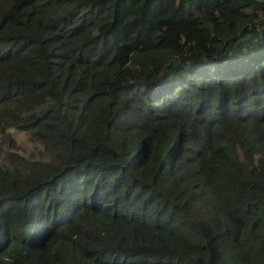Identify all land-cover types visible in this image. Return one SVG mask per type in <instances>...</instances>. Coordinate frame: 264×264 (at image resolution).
I'll return each instance as SVG.
<instances>
[{
  "label": "trees",
  "instance_id": "trees-1",
  "mask_svg": "<svg viewBox=\"0 0 264 264\" xmlns=\"http://www.w3.org/2000/svg\"><path fill=\"white\" fill-rule=\"evenodd\" d=\"M0 264H264V0H0Z\"/></svg>",
  "mask_w": 264,
  "mask_h": 264
},
{
  "label": "rangeland",
  "instance_id": "rangeland-1",
  "mask_svg": "<svg viewBox=\"0 0 264 264\" xmlns=\"http://www.w3.org/2000/svg\"><path fill=\"white\" fill-rule=\"evenodd\" d=\"M16 141L19 143L20 147L23 149V153H31L34 146L29 142L25 134L16 132L14 135Z\"/></svg>",
  "mask_w": 264,
  "mask_h": 264
}]
</instances>
